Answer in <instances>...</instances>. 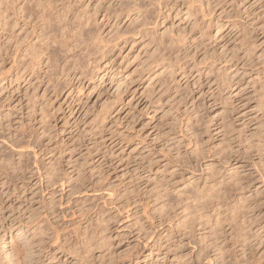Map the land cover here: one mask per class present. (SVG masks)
<instances>
[{"label": "rangeland", "instance_id": "1", "mask_svg": "<svg viewBox=\"0 0 264 264\" xmlns=\"http://www.w3.org/2000/svg\"><path fill=\"white\" fill-rule=\"evenodd\" d=\"M58 1L98 39L57 89L0 15V264H264V0Z\"/></svg>", "mask_w": 264, "mask_h": 264}, {"label": "bare ground", "instance_id": "2", "mask_svg": "<svg viewBox=\"0 0 264 264\" xmlns=\"http://www.w3.org/2000/svg\"><path fill=\"white\" fill-rule=\"evenodd\" d=\"M5 1H7V3H5ZM5 1H4V4H6L7 7H6V10H4L5 13L3 12L4 8L2 9V12L0 14L1 17L7 14L6 13L7 10L11 9L12 13L15 17V18L14 17L13 18L16 21V22H12L13 28L17 29V31L25 30V32L27 34H29L27 32L28 30L31 31V33L29 35H27L24 43H19V41L15 40L13 50L9 55L10 59H11V63H12L11 70L13 71V73H16L15 74L16 82L23 81L24 83H27V85L36 86V84L33 83V81H36L37 85H39V86L40 85H43V86L46 85L47 86V85L51 84L53 86V88H55V89H57V87L59 85L61 86L63 84V82H64V85H66V83L68 84L69 81L72 82L73 79L70 80V77H71L70 70H72V68H73L72 67L73 64L71 63V61L73 59V58H71V57H73L72 52H74L76 49L86 51L87 46H90L91 44L93 45V42L92 43H90V42L95 41V39L96 40L98 39V38H95V36H97V35H91V34H94L95 32L93 33V32L89 31V33H91V34H89V37L87 36V38L84 39V41L85 42L90 41L89 42L90 45H84L83 46V44H85L84 41L82 42L83 39L81 40L82 37L85 38V36H83L84 35V33L82 32L83 30L80 29L81 27H79L77 29V27H78L77 26L76 30H79V29L80 30L77 33H74L75 28L69 27V25L67 23L68 21L65 20V18L68 15L66 16V13L64 11H63L64 13L56 15V17H55V15H53L54 17L51 16V13L54 10L58 9L57 8L58 7L57 4L59 3L58 0H12V1L10 0L11 2L10 1L8 2V0H5ZM152 1L154 2L156 0H152ZM23 2L25 3L24 6L21 5V4H23ZM138 2L140 3L141 0L134 1V3H133L134 6H133L132 11L133 12L135 11V12H137V14H140V13H143V10H142L141 4H138ZM62 4H64V3H62ZM6 5H4V6H6ZM19 6H20V8H19ZM9 7H10V9H8ZM144 8H145V5H144ZM62 9H64V8H62ZM128 9H130V7ZM51 10H52V12H50ZM64 10H66V8ZM98 10L99 9H97L96 11H98ZM96 11L94 13L95 16H96ZM56 13L58 14L59 12L57 11ZM55 20H56V22H55ZM138 20L139 19L137 18V21ZM141 23H143V22H141ZM6 24H7V22H2V21L0 22V25L2 27ZM82 24L83 25H81V24L80 25L84 27V23H82ZM34 40H37L36 41L37 43H34ZM95 43H97V41H95ZM53 46H55V49H53ZM82 46H83V48H82ZM96 47H98V46H96ZM99 49H98V51H100ZM57 50L59 53L57 52ZM88 50L90 52V49H88ZM70 54H71V56H70ZM88 55H90V54H88ZM70 58H71V61H70ZM157 62H159V61H157ZM78 66H79V64H78ZM22 72H23V74H22ZM0 160H1L0 162H2L4 159H0ZM22 163L19 160L18 164L10 166V168L13 169L12 170L13 174H15L17 172V170L21 169ZM18 167H20V168L18 169ZM7 169H9V168L7 166H5V162H2L0 164V181L2 180V178H6L9 175ZM28 169L29 168L26 167V170H28ZM23 170H24V168H23ZM37 171H38V169H37ZM10 176H11V174H10ZM13 177H15V176H13ZM0 240H1V236H0ZM30 242H31V240H29V243ZM8 244L11 247L10 242ZM32 245H34V243H32ZM29 249L30 248H28L27 250H29ZM33 254H35V253H33ZM218 254L221 255L220 252ZM8 255H7V258H8ZM31 255L32 254H30L29 258L33 259V257H31ZM35 255H37V254H35ZM35 255H32V256L36 257ZM219 255H217V256H219ZM221 258H222V255H221ZM17 260L20 261L19 259H17ZM27 260H30V259H28V256H27ZM208 262H210V261H208ZM27 263L29 264L30 262H27ZM34 264H37V262H35Z\"/></svg>", "mask_w": 264, "mask_h": 264}]
</instances>
